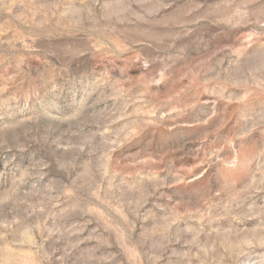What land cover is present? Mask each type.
I'll return each mask as SVG.
<instances>
[{"label": "rangeland", "instance_id": "374dc122", "mask_svg": "<svg viewBox=\"0 0 264 264\" xmlns=\"http://www.w3.org/2000/svg\"><path fill=\"white\" fill-rule=\"evenodd\" d=\"M0 264H264V0H0Z\"/></svg>", "mask_w": 264, "mask_h": 264}]
</instances>
